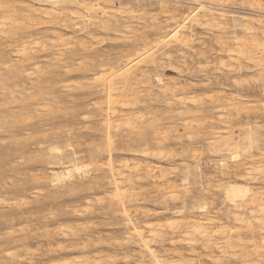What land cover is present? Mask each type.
Instances as JSON below:
<instances>
[{"label":"rangeland","instance_id":"1","mask_svg":"<svg viewBox=\"0 0 264 264\" xmlns=\"http://www.w3.org/2000/svg\"><path fill=\"white\" fill-rule=\"evenodd\" d=\"M33 1L34 0H0V16L2 14L4 15V17L7 14H13L12 16L15 15V20H7L8 23L6 24V26H3L0 23L3 26L1 27L0 25L1 67V63L4 61H6V63L8 64H16L20 63V61H23L25 59L26 61H24V63L26 65L23 62L22 64L24 65L26 70L31 69V67L28 68L27 66H33L34 64H39L38 66H41L40 68L43 71L46 70V53L41 52L42 50H39L41 46L37 45V47H40L36 48L31 42V44L29 43V45L27 41L30 38L23 37V39L19 36L23 33L27 34L28 31H30L31 28L29 26L31 22L26 19H22L21 15L17 13H20L19 8H21V5L29 6L26 8H36V6L38 7L39 3H37L36 0V3ZM97 1L100 2V4L106 5L107 9L111 11L107 14L109 19L115 17L116 19L120 20L119 24L121 25H119L118 27L112 26L108 30H96L90 27L93 30L92 33L94 32L93 37L91 38L87 37L86 34L89 25H86V28V22L83 21V19L81 18H76L69 21V24H72L73 22V27L74 23L75 25H78L80 27H85L83 30L80 31L74 29L72 26L64 28L60 25L62 21L55 17L53 19H46L45 17L39 14L35 20L40 24L38 28L33 31L34 36L31 39H36L38 43H41L44 39H65L64 41L68 43L67 46L70 45L69 47L71 50L76 49L79 52V56H73L74 59L71 62L74 63L72 65V71L70 74L63 75L62 69L55 66L52 67L53 70H55L54 79L55 82H57V85L54 87L53 95H55V97L53 100L46 99L47 101H44L42 99H31L29 100L30 103L25 106L26 108L22 109L20 112H17L15 114H12L11 112L9 115L7 111L16 110L18 104L20 103V99L13 101L10 98L0 95V102L5 105L4 106L0 103V264H51L53 263V261H57L58 264V260L64 259L70 264H74L77 259L79 260L80 258H83V256L85 255L84 253H87L88 251L90 253L89 256L92 252L93 254L99 255L100 261L98 264H125V259L128 254L137 253L136 246L127 243V240L125 238L126 229L124 228L121 219L118 216L106 213V210L101 207L104 204H94L95 202H93V199H91L95 196L99 197L98 195H102V197L100 198H104V196L106 197L110 194L109 192L112 191V188L106 183V180L104 179L100 186L93 184L86 186L85 183L84 185H82L83 187L81 188L75 187L76 184L86 179H92L95 175H100L99 178H101V176L103 175H107L108 171H106L105 169L107 167H105V163L106 165L107 163H110L114 168L119 167L124 173H128L129 165L135 161L138 162L139 160L140 163L142 162L141 164H144V161L152 162L153 164L157 162L156 160H153L149 157H147L145 160L143 157L140 158V156L138 155L139 152L137 150L141 148V142L133 141L132 143L126 144L121 142V140L119 139V135L130 133L131 131L136 132V130H139L138 127L135 126L136 119H133V123L135 122L134 124L132 123V120L128 121L124 119L122 123L120 121L121 125L116 130H110V140H112L113 142L111 141L107 149L105 147V150L100 154V156L98 155L97 160H93L91 159V157H89L88 151L93 147V145H103L105 137L102 136L103 131L100 130V116H98L97 114L95 115V112L93 111L91 105L85 106L86 102H82L83 93L86 89L85 87L84 89L82 86H85L87 80V82H92V85L101 82L103 74L107 73L109 67L108 65H105L102 69H100V67L92 66L89 63L91 60L99 58H110L109 62L112 61L113 63L116 59H118L117 61L119 62V66L122 67L124 64H126V66L130 70H133L132 72L134 73L137 79L141 80L143 77L150 75L149 77H151V82L154 81V83L152 82V84H154V91L151 92V95L141 97V99H144V97H146V100L142 99L141 102H138L136 105L124 107V110L133 112V115H135L136 118L140 116L138 114L140 111L147 110L151 112L147 115L149 116L148 121L156 122L157 128L159 126H173L174 128H178L177 132H169L170 136H174L175 133L180 135L179 140H171L168 143L169 148L174 152L175 155L169 157L165 156L164 159L157 162L160 165L162 163L161 166L165 168L166 178L169 179L171 182H175L178 184L179 192L176 193L177 197L175 199L166 198L165 202L164 200L161 201L160 199L156 198V196H158V193L155 190V186H162V184L164 183L163 180L157 179L155 180V183H153L150 179L135 181L136 190L144 191L145 193L147 192V197L145 200H139L140 202H137V206H135L137 210L135 209V207L128 208L130 213L133 212L131 213V215L137 214L139 219L141 218V220L144 219L139 214L141 213V210H149V213H152L154 210L163 209V213L160 214V216L151 214L149 215V217H146L145 220L165 221L166 219H168L172 221H178L182 219V216L192 214L191 212L195 213L197 210L196 208H194V205L203 200L211 202L213 204V206L212 204H209L210 209L219 206L221 207V191H218V187L215 186L219 183H225L227 182V180H232L234 178V175L231 174L232 176L230 177V179H227L226 177L222 176V174L220 173V160L223 159V162L226 163V166L229 167L230 171L233 170V164L239 160H231L227 153H219L213 150H209L205 142H198L199 140H196V134L201 135V132H197L196 130H198L199 128H195L191 133H185V131L183 133L184 129L183 127H181L182 125L180 124V120L173 119L171 115L174 112L167 111L168 106H166L165 104L164 97H162L161 95L157 97L158 94L156 92L160 90L161 85H165L167 83L166 85L170 84V87H183L187 92H193L192 94L200 100H198V103L201 105L204 104V110L201 114L205 115L209 113L212 114L215 110L210 104V98L214 97L212 98V100H214L218 94H239L245 96L248 95L247 97H250L251 100L253 99L257 101L255 103L248 102L246 104H240V108L244 106L247 107L245 109H241L239 114L235 113L234 108H232L231 110L226 109L225 111L226 113L228 112L226 114V119H229V116H234L230 117L232 118L233 123L237 124L233 125L232 128L234 134L236 135L240 132L238 130V126L243 125L245 121H248L252 125L256 124L259 126H263L264 124V95L262 93L264 89V70L261 73L252 70L250 62L246 59H242V66L239 67V63L234 56L230 57L226 53H222L220 55L217 54L219 47L216 39L217 36H224V34L225 36L232 35V31L234 29L233 22H243V18L246 17V19L250 21L248 23L253 24L258 29H264V0H111V2L103 0ZM1 6H3L2 9H7L6 7H9V9H11L13 13H11L9 9H7L9 11H6V13H1L5 11H1ZM65 7L66 10H63L67 12L82 11L80 6L76 7L74 5H71ZM112 10H120V15H122L123 13L124 14L122 16H118V14H116V11ZM131 12L135 14L137 13V17H135V14V18L131 16L133 15V13ZM111 13H113V17L111 16ZM254 13L256 15H254ZM3 15L2 17H0V21L1 18H3ZM248 15L250 19L248 18ZM250 15H253V17ZM3 20L5 19L3 18ZM129 29L131 31H129ZM181 29V34L183 35V37H181L182 35L180 36V42L174 40L172 34L174 35V32L176 33L177 30ZM163 30H166V32L172 30L174 32L170 35V37H167V39L166 37H162ZM236 31L237 34L241 33V31L238 29H236ZM17 34V39H22V42H19L18 46L21 47V45L25 44V51H29L27 52V54L25 51L23 54H21V51H15L14 49L17 46H14L15 44L12 45L13 43L6 42L4 45L1 44L2 39L4 40L7 37L10 38L12 36L16 38ZM93 38L95 40H93ZM162 38H164V41L162 40ZM132 39H143V41L147 40L145 41V48L139 47L140 51H135L136 48H131ZM39 40L42 41L39 42ZM154 41L155 43H157L155 44ZM78 42L83 43L84 47H89L91 48V50L88 48L83 51L81 48H79ZM158 42H160L161 44ZM184 42L187 44H185ZM138 43H141V41L139 40ZM31 45L33 46L30 47ZM31 49L33 52L31 51ZM34 52V56L37 58L33 57ZM198 52H200V54H198ZM19 53L20 55H18ZM29 53L31 55H29ZM23 55H25V57H23ZM67 55L68 52L66 53L65 51L64 56ZM139 55H141V58ZM149 55L151 56V60ZM18 59L21 60L19 61ZM137 59H139V61ZM82 60L83 64L81 63ZM27 62L29 63L27 64ZM53 62L55 61L53 60ZM84 63L85 68L83 67ZM75 66H79L80 69L78 67L75 68ZM131 67L134 68L132 69ZM148 72L150 73L148 74ZM35 74L36 73L31 75L30 78H25V82H29L32 78H34ZM142 74L146 75L143 76ZM156 75H160V77L163 79L161 84L158 83L159 85L156 84L157 82L154 79ZM83 80H85V82H83ZM173 80L175 81V83ZM75 81H77L76 83L78 85L75 83ZM73 83H75V85ZM63 84H67L72 88H62L61 85ZM76 85L78 90L76 89ZM74 90L77 91L75 92ZM208 96L209 98H207ZM74 97L78 99H76L73 103L71 99ZM89 99L96 102L100 100V104L104 105V103H102L104 101L102 96L91 95ZM258 103L260 104V106L258 105ZM255 104L258 105L260 109L258 106H255ZM249 106L251 107V110H248ZM51 109L52 111H50ZM134 112L137 114H134ZM82 113H84L85 115L87 114L86 116H88L89 119L87 122L81 120V116L83 115ZM229 113H231L232 115H229ZM167 114L168 116H166ZM20 117L21 119H18ZM24 117H27V120ZM28 118H32V120H28ZM207 120H210V118L207 117ZM15 124L16 126H14ZM71 125L74 128H71ZM87 125L88 127H86ZM129 125L135 126L136 129H134L133 127L131 128ZM214 125L216 126L217 124ZM65 133L69 138L65 135ZM63 136H66V138H64ZM259 137L261 138V141H259V144L257 145L258 147H256V149L252 148L253 151L251 150V153L253 155L255 154L253 156L255 158H258L256 154L258 152H262L264 148V134L259 135ZM71 138L72 140H70ZM67 141L68 144L72 146L71 148L69 145L66 144ZM190 141H192L193 143L191 142L192 144L189 145L187 149L191 150L190 152H192V150H195L197 155L195 157H192L190 156V152L186 151L187 155L184 157H180V150H182L184 146L188 145ZM76 142L77 144H80V146H78L77 144L74 145ZM64 143L65 145H63ZM51 146H58L61 149L59 150L62 154H64L61 159L63 160V163L59 162V164H55L51 162L50 151L46 150V148L49 149V147ZM63 146H65L66 149L63 148ZM71 149L81 151L85 154L83 156V153H81L82 156L80 159L83 160L78 159L75 161L78 162L80 160V163L78 162L80 165L81 163H83L82 161H84L83 165H81V169L79 170L80 173L78 170L76 171L73 169L71 171V175H74V177L70 176L73 180L68 176L66 177L67 179L65 178L66 180L64 179L66 183L65 186L60 188L58 185H52V183L50 182L51 168H53L54 170H58L64 164H72L70 159L66 157L67 154L71 151ZM165 151L168 150L166 149ZM18 159L20 160L17 161ZM259 160L262 164H264V156L259 157ZM87 161L93 163L91 164ZM97 161L99 163L101 162L103 167L100 166ZM54 164L56 166H54ZM84 164L88 166L85 167L86 169L83 168L85 166ZM48 165L52 166L49 167ZM185 166H189L191 171H195V173L193 172L194 174L190 175L191 178L186 183H183L181 181V173L184 169L183 167ZM83 170H85V172H83ZM81 171L83 173H81ZM84 175L87 178H85ZM82 176L84 177V179H81ZM69 178L71 180H69ZM71 181L72 183H70ZM67 185H73L74 187L72 189H67ZM206 186H208L209 188H206ZM252 187L257 188L260 191H264V181H257L254 185H252ZM20 198L23 200H21ZM182 198H184V200L186 201L185 205L181 203ZM86 199L90 200V205L88 208H84V203ZM13 200H15V203ZM27 200H29V203ZM104 202H106V199H104ZM182 206H184V208H181ZM16 216L19 218H16ZM116 221H118L119 223ZM10 223H12V225ZM80 223L83 227L80 226ZM31 224H33V226ZM58 225L59 229L57 227ZM130 226L132 228L135 227L134 224ZM50 230L60 231L57 234L49 232ZM9 231H11L10 234ZM75 233H79L83 236V238H86V246L84 249H78L79 246L77 248H74L76 246L75 243L79 242V240L77 239L78 236H76ZM107 235L110 237H108ZM101 236L103 239L101 238ZM98 237H100V241H96ZM123 239L125 240L123 241ZM115 241H117V243ZM28 242L30 243V245ZM38 243L40 246L38 245ZM58 246L63 247L62 251H48L49 248H58ZM103 252L106 253L105 257L110 254L109 258L107 257L108 260H106L107 258H104ZM9 254L11 257L9 256ZM19 256L22 259H20ZM27 257H29L30 259H28ZM110 258H112L113 260H110ZM114 260L116 261L112 262ZM230 261H234V259L230 258Z\"/></svg>","mask_w":264,"mask_h":264},{"label":"bare ground","instance_id":"2","mask_svg":"<svg viewBox=\"0 0 264 264\" xmlns=\"http://www.w3.org/2000/svg\"><path fill=\"white\" fill-rule=\"evenodd\" d=\"M36 1H37V3H39V6L38 7L36 6V8L35 7L34 8H26L29 6H25V5L24 6L21 5V8H19L20 13H17V14H20L22 19H26V20L31 22V24L29 26L31 28L30 31H28L27 34L23 33V34H20L19 36H20V38H23V37L24 38L25 37L30 38L27 41L28 44L31 42V43H33V45L36 48H39L41 46L39 50L40 51L42 50L41 52L46 53V55H45L46 59L45 58L44 59H45V64L47 66H46V70L44 69L45 71H43L40 68L41 66H38L39 64L38 65L34 64L33 66H27L28 68L31 67V69L26 70L24 65L22 64V62L24 63V61H26L25 59L23 61H20L21 59H18L20 61V63H16V64H8V63H6V61L1 63L2 67L0 66V95L7 97V98H10L13 101L20 99V101H19L20 103L18 104L16 110L7 111L9 113V115L11 112H12V114L13 113L15 114L17 112H20L22 109L26 108L25 106H27L28 103H30L29 100H31V99L32 100L42 99L44 101L46 99L47 100L48 99L53 100L55 97V95H53L54 94L53 93L54 87L57 85V82H55V79H54L55 70H53L52 67L55 66V67L62 69L63 75L70 74L72 71V65L74 63V62H71L74 59L73 56L79 54L78 50L73 49V48H72L73 50H71L69 47L70 45L67 46L68 43H66L64 41L65 39H44L43 41L39 40V42L42 41L41 43H38L36 39H31L34 36L33 31L35 29H37L39 24H40V23L35 21L39 14L41 16L45 17L46 19H48V18L53 19L54 17L58 18L60 21H62V23H60V25L63 26L64 28H68V27L72 26L73 22H72V24H69V21L76 19V18H81V19H83V21L86 22L85 26L89 25L88 30L87 31L85 30V31L87 32L86 33L87 37H91V38L93 37V33H94V32L92 33V31H93L92 29L108 30L112 26L118 27L119 25H121V24H119L120 20L116 19L115 17L109 19L107 14L110 13L111 11H109L107 9L106 5L100 4V2H98L97 0H89V1L88 0L87 1H84V0H36ZM93 1H95V2H93ZM103 1H110L111 2V0H103ZM33 2H35V0ZM23 4H25V3H23ZM36 5H38V4H36ZM71 5L72 6L74 5L76 7L80 6L82 11L81 12L80 11L79 12H77V11L76 12H70V11L67 12V11L63 10L66 8L65 6H71ZM2 7L3 6H1V9H2ZM6 8L9 9V7H6ZM7 9H2L1 11H3V10H5V11L1 12V13H6V11H9V10L11 13H13L11 9H9V10H7ZM117 10H112V11H116V14H118V16H119L121 13L119 12L120 10L119 11H117ZM131 13H133V12H131ZM111 14H109V15H111L113 17L114 16L113 13H111ZM134 14L135 13H133V15H131V16L134 17ZM136 14H135V17H137ZM2 15L0 17H2ZM7 15L5 17L3 15V18L5 20H3V18H1L0 23L3 26L4 25L6 26V24L8 23L7 20H9V21L12 19L15 20V17H14L15 15L14 16H12L13 14H11V15L9 14L10 16L9 15L7 16ZM122 15H120V16H122ZM254 15H256V14L254 13ZM250 16L253 17V15H250ZM246 18H243V22H240V23L233 22V28L234 29L232 31V35L225 36V34H224V36H217L216 37L218 47H219L217 54L220 55L222 53H226L230 57L234 56L235 59L239 63L238 64L239 67L242 66V62H241L242 59H244V60L246 59L247 61L250 62L252 70H255V71L261 73L264 70V29H258L253 24L248 23L250 21L247 20ZM248 18L250 19L249 15H248ZM257 18H258V16H257ZM138 21H139V19H138ZM235 21H237V20H235ZM244 21H247V22H244ZM27 24H28V22H27ZM2 25H1V27H3ZM210 26H212V25H210ZM73 28L80 31V30H83L85 27L84 28L80 27L78 25H75V23H74ZM86 28H87V26H86ZM182 28H183V26H182ZM166 29H168V28H166ZM236 29L240 30L241 33L237 34ZM129 31H131V30L129 29ZM181 31H182V29L177 30L175 33L172 30H169L168 32H166V30H163L162 31V37H166V38L170 37V35L174 32V35L172 34V37L174 38V40L180 41L181 40L180 36L182 35ZM10 35H12V34H10ZM12 37H10V38L7 37L9 39H7V38L4 40L2 39L1 44L4 45L6 42L13 43L12 45L15 44L14 46H17L14 50L17 52L21 51V54H23L24 51L26 50L25 44L21 45V47L18 46L19 45L18 43L22 42V39H17L18 34H17L16 38L13 37L15 39H13ZM181 37H183V35ZM166 38H165V40H166ZM93 40H95V39L93 38ZM139 40L141 41V43H138ZM162 40L164 41V38H162ZM145 41H147V40H145ZM145 41H143V39H132L131 48H136L135 51H140L139 47L145 48V46H146ZM155 41H157V40H155ZM155 41H154V43H155ZM160 42H158V43H160ZM184 43H183V45H184ZM185 44H187V43H185ZM33 45H31L30 47H32ZM37 45H40V46L37 47ZM83 45H84L83 43L78 42L79 48H81L83 51H85V49L89 48V47L86 48V46L84 47ZM90 47H92V46H90ZM27 48H29V47H27ZM32 49H31V51H32ZM89 49L91 50V48H89ZM0 51H1V49H0ZM65 51H66V53L68 52L67 56H64ZM27 52H29V51H27ZM27 52H26V54H27ZM38 53H39V51H38ZM198 54H200V52H198ZM18 55H20V53ZM29 55H31V54L29 53ZM34 55H35V52L33 54V57H35ZM139 56L141 58V55H139ZM23 57H25V55H23ZM126 57H129V56H126ZM35 58H37V57H35ZM131 59H133V58H131ZM145 59H146V57H145ZM145 59H144V61H145ZM32 60H31V62H32ZM53 60L55 62H53ZM109 60H110V58H99V59H93L89 62L92 66L100 67V69H102L105 65L109 66V67L107 66L108 71L106 74H103V76L101 78L102 79L101 82H99V83L97 82L98 84L92 85L93 83L87 82L88 81L87 80L85 83V86H82L80 84L83 88L84 87L86 88V89L84 88L85 92L83 93L82 102L83 103L86 102L85 106L91 105L93 108V111L95 112V115L97 114L98 116H100L99 120H100L101 126L100 125L99 126L101 127L100 130L103 131L102 136L105 137L103 145L97 144V145H93V147L91 146L92 148L90 147L91 149L88 151L89 157H91V159H93V160H97L98 155L100 156V154L105 150V147L107 149L108 145H110V143L112 141V140H110L111 139L110 130H116L121 125L120 121L122 123L124 119L128 120V121L132 120V123H133V119L134 120L136 119V123L135 122L134 123H135V126L138 127L139 130L138 131L136 130V132L131 131L130 133H125V134L119 135V139L121 140V142L126 143V144L132 143L133 141L141 142V148H139V150H137L139 152L138 155L140 156V158L143 157L145 160L147 157H149V158L159 162L162 159H164L165 156H167V157L174 156L175 154L169 148L168 143L171 140H173V141L179 140L180 135L175 133L174 136H170L169 132L170 131H176L177 132L178 128H174L173 126H161V127L159 126L157 128L156 122L148 121L149 116H147V115L151 113L150 111L142 110L138 113L140 116L138 115L139 117L136 118L135 115H133V112L124 110L125 109L124 107L136 105L138 102H141V100L143 99V98L141 99L142 96L151 95V92L154 91V89H153L154 84H152V82L154 83V81L151 82V79H150L151 77H149L150 75H148L150 72H148V74L146 73L148 76L143 77L141 80H139L135 77L134 73L132 72L133 70H130L126 66V64H124L122 67H120L119 62L117 61L118 59H116L113 63H112V61L109 62ZM137 60L139 61V59H137ZM150 60H151V56H150ZM126 61H129V60H126ZM152 61H151V63H152ZM28 63L29 62H27V64ZM81 63L83 64V60ZM134 65H135V63H134ZM132 66H133V64H132ZM77 67L80 69L79 66H75V68H77ZM83 67L85 68V63L83 65ZM131 68L133 69L134 67H131ZM135 69H137V68H135ZM147 69H149V68H147ZM188 69H190V68H188ZM141 70H143V69H141ZM74 71H75V69H74ZM137 71H139V70H137ZM34 73H36L34 78H32L29 82H25V78H30V76L33 75ZM146 74H142V75L145 76ZM154 79L157 82L156 84H158V83L161 84V82L163 80L160 77V75H156L154 77ZM154 79H152V80H154ZM85 80H86V78H85ZM85 80H83V82H85ZM70 82H72V81H70ZM76 82L77 81H75V83ZM75 83H73V84L75 85ZM174 83H175V81H174ZM61 84H62V82H61ZM166 84L161 85L160 90H158L156 92L158 94L157 97H159V95L164 97L165 104H166V106H168L167 111L174 112L172 115L170 113L171 117L173 119L180 120V124L182 125L181 127H183V129H184L183 133H184V131H185V133H191V132H193V130L195 128L196 129L199 128L196 131L197 132L200 131L201 135L196 134L197 139L195 138L196 140H199L198 142H205V144L209 150H213V151H216L219 153H221V152L227 153L231 160L239 159L237 162H235L233 164L234 166H233L232 171L229 170V167L226 166V163L223 162V159L220 160V162H221V172L220 173L222 174V176L226 177L227 179H230V177L232 176L231 174L234 175V178L232 180H227V182L219 183L218 185L215 186V187H218L217 188L218 191H221L222 201L220 202V205H222V206L221 207L220 206L215 207V208L211 207L212 209H210L209 204H212L211 202H208L205 200L200 201L194 205V208H196V210H197L196 212L194 211L195 213L191 212L192 214L182 216V219L180 218L181 220H178V221H172V220H168V219H166L165 221H162V220H157V221L145 220L146 217H149V215H151V214L156 215V216H160V214L163 213L162 212L163 209L154 210L152 213H149V210H141V213H139V212L138 213L144 218L143 220H141V218L139 219L137 214L131 215V213H133V212L130 213L129 208L137 206V202L139 200L140 201L145 200L147 197V192L145 193L144 191L136 190L135 181H142L143 179H150L153 183H155V180H157V179L163 180L164 183L162 184V186H160V187L155 186V190L158 193V196H156V198L160 199L161 201L164 200V202H165L166 198L175 199L177 197L176 193L179 192L178 184L175 182H171L169 179L166 178L165 168L161 166L162 163L160 165L157 162L153 164L152 162L144 161V164H141L142 162L140 163L139 160H138V162L135 161L129 165L128 173H124L119 167L114 168L110 163H107V165L105 163L104 164L105 167L107 166L105 169H106V171H108L107 175H103V176H101V178H99L100 175L99 176L95 175V176H93L92 179H89V180L86 179V180L76 184L75 187L81 188V187H83L82 185H84L85 183H86V186H88L90 184L100 186L104 179L106 180V183L111 186L112 191L109 192L110 194L107 195L106 197L104 196V198H100V197H102V195L101 196L98 195L99 197L95 196L91 199H93V202H95L94 204H104L101 207L106 210V213L113 214L115 216H118L121 219L122 224H123L124 228L126 229L125 238L127 240V243L136 246L137 253L136 254H128L126 256V259H125V264H264V191H260L259 189L252 187V185H254L257 181H260V180L264 181V164H262L261 161L259 160V157L264 156V148H263L262 152H258L256 154V156L258 158L253 157L255 154L253 155L251 153L253 151L252 148L256 149V147H258L257 145L259 144V141H261V138L259 137V135L264 134V124H263V126H259L256 124L252 125L248 121H245L244 124L242 123L243 125L238 126L239 127L238 130L240 132L235 135L232 128H233V125H237V124L233 123L232 118H230L233 116L231 113H229V115H232V116H229L228 117L229 119H226L227 118L226 114L228 112L227 113L225 112L226 109L231 110L232 108H234L235 113L239 114L241 109H245L247 107V106L246 107L244 106V107L240 108L241 107L240 104H243V103L246 104L248 102H254L255 103L257 100H253V99L251 100L250 97H247L248 95L247 96L239 95L238 93H237L238 95L218 94L214 100H212V98H214V97L210 98L211 99L210 104H211L212 108L215 109L212 113L214 115H212L210 113L205 115V114H201L202 111L204 110V106H203L204 104L201 105L198 103L199 99L195 95L192 94L193 92H187L185 90V88H183V87H177V86L170 87L169 86L170 84L169 85H166ZM77 85H76V89H77ZM175 85H177V84H175ZM61 87L62 88H68L69 87V89L72 88L71 86H69L67 84H63V85H61ZM69 91H71V90H69ZM262 93L264 95V89H263ZM91 95L102 96V98L104 100L102 103H104V105L100 104L101 101L99 99L98 100L100 102L98 100H97L98 102L90 100L89 97ZM56 97H57V95H56ZM145 98L146 97H144V99ZM150 98H151V96H150ZM207 98H209V96ZM76 99H78V98L74 97L71 99V101L74 103ZM156 100H159V99H156ZM0 103L3 104L2 102H0ZM256 104H255V106H258V105L260 106L259 103H258V105H256ZM250 108L251 107L249 106L248 110ZM259 109H260V107H259ZM259 109H257V110H259ZM57 110H58V108H57ZM70 110H71V108H70ZM50 111H52V109ZM68 111H69V109H68ZM47 112H49V111H47ZM27 113H29V112H27ZM82 114L83 115L81 116L82 117L81 120H83L84 122H87L89 120L88 116H86L87 114L86 115L84 113H82ZM134 114H137V113L134 112ZM12 116H14V115H12ZM166 116H168V114ZM92 117H94V116H92ZM92 117H91V119H92ZM207 117H209L210 120H207ZM24 118L26 119L27 117H24ZM18 119H21V117ZM28 120H32V118H30V119L28 118ZM93 120H95V119H93ZM128 121H127V124H128ZM241 121H243V120H241ZM239 122H237V123H239ZM214 124H217V125L215 126ZM130 125H131V123H130ZM14 126H16V124ZM135 126H130V127L131 128L133 127L134 129H136ZM86 127H88V125ZM86 127H84V128H86ZM71 128H74V127L72 126ZM91 128H92V126H91ZM78 129H80V128H78ZM27 130H29V129H27ZM70 131H72V130H70ZM16 134H19V133H16ZM65 135L67 136L66 133H65ZM66 136L65 137L63 136V137L66 138ZM189 137H191V136H189ZM70 140H72V138ZM263 140H264V138H263ZM192 141H193V139H192ZM192 141H190L189 142L190 144L188 143V145L184 146V148H182V150H180V152H179L180 157L186 156L187 155L186 151H189V152L191 151V150L187 149V147L193 143ZM65 143L63 145H65ZM92 143H93V141H92ZM66 144L69 145L68 141ZM76 144H77V142L74 145H76ZM77 145L80 146V144H77ZM69 146H68V148H69ZM71 147L72 146H70V148ZM73 147H75V146H73ZM63 148L66 149L65 146H63ZM59 149L60 148L58 146H51V147H49V149L46 148V150L50 151L51 162H53L55 164H57V163L59 164V162L63 163L62 162L63 160H61V159H62L64 154H62L60 151L61 149L60 150ZM166 149L168 151H165ZM80 150H81V148H80ZM256 152H257V150H256ZM81 153H83V152L75 150V149H71V151L67 154L66 157L68 159H70L72 164L71 163H70V165L67 164L68 166L64 164L58 170H54L53 168H51L50 182L52 183V185H56V186L58 185L61 188V187L65 186V184H66L65 183V180L67 179L66 177H68V176L74 177V175H71V171L73 169L76 171L77 170L79 171L81 169V165H83V163H84V161H82L83 163H81V165L79 164L80 163L79 161L83 160V159H80L82 156ZM84 155L85 154L83 153V156ZM196 155L197 154H196L195 150H192V152H190V156L195 157ZM46 157H48V156H46ZM86 158H87V156H86ZM78 159H80L78 161L79 163L75 162ZM19 160L20 159H18L17 161H19ZM257 160H259V161H257ZM87 162H89V161H87ZM87 162H86V164H87ZM89 163L92 164L93 162H89ZM89 163H88V165H89ZM55 164H54V166H56ZM99 164H100V166H102L101 162ZM51 166H49V167H51ZM85 167H88V166L85 165L83 168H85ZM183 168L184 169L181 173V181L183 183H186L191 178L190 175L194 174L195 171H191L189 166H185ZM83 172H85V170H83ZM83 172L81 171V173H83ZM79 173H80V171H79ZM86 173H87V171H86ZM20 174H21V172H20ZM79 176H81V175H79ZM87 176H88V174H87ZM35 177H36V175H35ZM84 177H85V175H84ZM84 177L82 176L81 179H84ZM70 178H69V180L72 179V178L71 179ZM85 178H87V177H85ZM33 183H35V182H33ZM70 183H72V181ZM180 184H182V183H180ZM73 187H74L73 185H67V189H72ZM206 188H209V187L206 186ZM102 194H104V193H102ZM80 198H81V196H80ZM14 199H15V197H14ZM104 199H106V202H104ZM21 200H23V199H21ZM0 201H1V199H0ZM13 201L15 203V200H13ZM27 201L29 203V200H27ZM181 201H182L181 203L183 205H185L186 201L184 200V198H182ZM2 202H3V200H2ZM24 203H25V200H24ZM22 204H23V202H22ZM89 205H90V200L86 199L85 203H84V208H88ZM23 206H24V204H23ZM212 206H213V204H212ZM139 208H140V206H139ZM181 208H184V206H182ZM181 208H179V209H181ZM135 209L137 210L136 207H135ZM142 209H143V207H142ZM44 210H45V208H44ZM179 211H182V210H179ZM49 216H51V215H49ZM30 217H27V218H30ZM16 218H19V217L16 216ZM15 222H13V223H15ZM74 222H76V221H74ZM116 222H118V221H116ZM10 224L12 225V223H10ZM75 224H77V223H75ZM132 224L135 225L134 228H132L130 226ZM31 225L33 226V224H31ZM51 226H49V227H51ZM80 226H82L81 223H80ZM93 226H95V225H93ZM57 227L59 229V225ZM19 229H20V227H19ZM64 229H66V228H64ZM59 231L58 230H55V231L50 230L49 232H53V233L58 234ZM10 232L11 231H9V234H10ZM12 233H13V231H12ZM75 234H76V236H78L77 239L79 240V242L75 243L76 246L74 248H77L79 246L78 249H84L86 246V242H85L86 238H83V236L80 235L79 233H75ZM4 235H6V234H4ZM97 236H98V234H97ZM108 237H110V236H108ZM101 238H102V236H101ZM93 239H94V237H93ZM87 240H89V239H87ZM114 240H116V239H114ZM124 240L125 239H123V241ZM96 241H100V237H98ZM115 242L117 243V241H115ZM39 243H38V245H39ZM29 245H30V243H29ZM57 245H59V244H57ZM62 249H63V247L58 246V248H49L48 251L57 252V251H62ZM25 250H26V248H25ZM6 252H10V251H6ZM98 252H100V251H98ZM34 253H36V252H34ZM10 254H9V256H10ZM84 254L85 255L83 256V258H80L81 257L80 256L79 257L80 259L79 260L77 259L78 261L76 260L74 262V264H82V263H84V264H98L99 263V261H100L99 255L93 254V252H92L91 255L89 256V254H90L89 251L87 253H84ZM105 254L106 253H104V258H107V257L109 258L110 254L107 255V257H105ZM45 255H46V253H45ZM77 256H78V254H77ZM27 258L30 259L29 257H27ZM70 258H71V256H70ZM102 258H101V261H102ZM108 258L106 260H108ZM230 258L234 259V261H230ZM20 259H22V258L20 257ZM111 259L112 258H110V260ZM18 261H20V260H18ZM115 261L116 260H114L112 262H115ZM14 263H15V261H14ZM51 264H57V261H53V263H51ZM58 264H70V263L64 259V260H58Z\"/></svg>","mask_w":264,"mask_h":264}]
</instances>
